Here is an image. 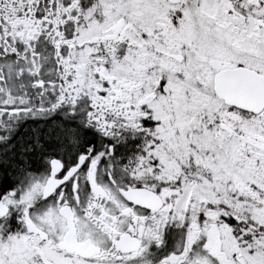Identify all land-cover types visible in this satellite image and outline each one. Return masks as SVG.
Instances as JSON below:
<instances>
[{"label": "snow or ice", "instance_id": "6c2138e0", "mask_svg": "<svg viewBox=\"0 0 264 264\" xmlns=\"http://www.w3.org/2000/svg\"><path fill=\"white\" fill-rule=\"evenodd\" d=\"M0 264H264V0H0Z\"/></svg>", "mask_w": 264, "mask_h": 264}]
</instances>
